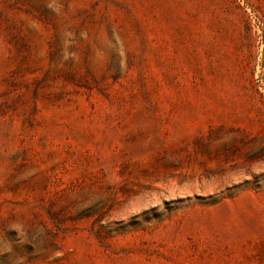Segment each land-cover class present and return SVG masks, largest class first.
<instances>
[{
	"label": "rangeland",
	"instance_id": "1",
	"mask_svg": "<svg viewBox=\"0 0 264 264\" xmlns=\"http://www.w3.org/2000/svg\"><path fill=\"white\" fill-rule=\"evenodd\" d=\"M0 264H264V0H0Z\"/></svg>",
	"mask_w": 264,
	"mask_h": 264
}]
</instances>
